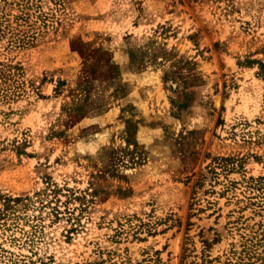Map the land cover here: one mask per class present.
Returning a JSON list of instances; mask_svg holds the SVG:
<instances>
[{
  "label": "rangeland",
  "instance_id": "obj_1",
  "mask_svg": "<svg viewBox=\"0 0 264 264\" xmlns=\"http://www.w3.org/2000/svg\"><path fill=\"white\" fill-rule=\"evenodd\" d=\"M0 7V264H264V0Z\"/></svg>",
  "mask_w": 264,
  "mask_h": 264
},
{
  "label": "trees",
  "instance_id": "obj_2",
  "mask_svg": "<svg viewBox=\"0 0 264 264\" xmlns=\"http://www.w3.org/2000/svg\"><path fill=\"white\" fill-rule=\"evenodd\" d=\"M8 20L7 16L3 12V8L0 7V38L4 37L7 33ZM0 65V88L2 87L3 82L7 81L9 74H6L3 66Z\"/></svg>",
  "mask_w": 264,
  "mask_h": 264
}]
</instances>
